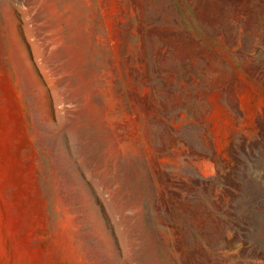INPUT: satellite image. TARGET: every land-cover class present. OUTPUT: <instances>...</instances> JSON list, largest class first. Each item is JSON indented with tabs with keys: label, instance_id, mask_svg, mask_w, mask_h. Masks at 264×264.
Segmentation results:
<instances>
[{
	"label": "rangeland",
	"instance_id": "1",
	"mask_svg": "<svg viewBox=\"0 0 264 264\" xmlns=\"http://www.w3.org/2000/svg\"><path fill=\"white\" fill-rule=\"evenodd\" d=\"M0 264H264V0H0Z\"/></svg>",
	"mask_w": 264,
	"mask_h": 264
}]
</instances>
